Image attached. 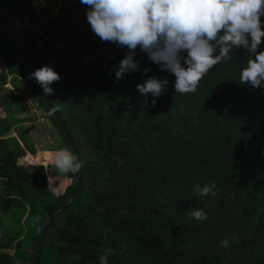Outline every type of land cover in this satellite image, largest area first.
Here are the masks:
<instances>
[{"label": "trees", "instance_id": "1", "mask_svg": "<svg viewBox=\"0 0 264 264\" xmlns=\"http://www.w3.org/2000/svg\"><path fill=\"white\" fill-rule=\"evenodd\" d=\"M20 1L0 0V28L11 22V5ZM89 7L78 0L36 60L37 69L48 66L60 76L46 97L59 108L54 114L85 162L78 194L60 211L74 173L61 182L51 165L34 163L29 138H1L18 121L5 124L0 117V264L31 263L25 248L31 249L46 208L57 200L39 264H99L107 247L115 250L109 264H264V88L239 79L255 54L234 47L231 60L209 69L196 92L181 95L174 74L137 46L139 69L116 81L114 69L128 48L94 34ZM260 19L264 31V15ZM31 46L4 42L0 61L9 69L0 67V84L21 76L41 107L35 79L12 64ZM257 51H264V37ZM181 65L187 67L183 60ZM149 77L168 81L160 96L137 90ZM10 103L0 102V108ZM53 126L57 149H66ZM213 181L215 195L193 193L194 185ZM191 209L203 210L207 219H191ZM230 234L237 238L221 247Z\"/></svg>", "mask_w": 264, "mask_h": 264}, {"label": "clouds", "instance_id": "2", "mask_svg": "<svg viewBox=\"0 0 264 264\" xmlns=\"http://www.w3.org/2000/svg\"><path fill=\"white\" fill-rule=\"evenodd\" d=\"M90 6L86 12L89 25L101 41L127 46L128 53L114 69L116 81L125 78L126 73L139 69L134 60L137 46L148 54L149 60L160 65L176 77L174 88L178 94L194 93L202 77L214 65L231 60L233 48L243 47L255 54L240 72V83L264 88V51L258 52L261 37V15H264V0H80ZM250 35L251 41L248 36ZM219 49V54L214 55ZM187 50V56L181 53ZM187 67H182L181 61ZM147 73L149 69H143ZM111 75V71L109 72ZM34 78L50 95L49 86L58 82L60 76L51 67L44 66L29 76ZM166 79L149 77L143 84H137L141 95L149 93L160 96L167 87ZM155 106L156 100H152ZM133 106L129 105V110ZM59 108H52L56 112ZM84 161L68 149H62L54 157V165L60 172H78ZM213 181L203 187L193 186V193L215 195ZM191 219L203 221L207 214L201 209H191ZM235 234L220 241L221 247H228ZM111 247L104 248L98 257L99 264H109L114 255Z\"/></svg>", "mask_w": 264, "mask_h": 264}, {"label": "rangeland", "instance_id": "3", "mask_svg": "<svg viewBox=\"0 0 264 264\" xmlns=\"http://www.w3.org/2000/svg\"><path fill=\"white\" fill-rule=\"evenodd\" d=\"M70 2L71 0H21L19 4L14 3L11 5V22L0 28V51L6 40L14 41L16 47L23 44H32L33 46L44 36L43 30L49 27L50 21L59 13L60 9L67 7ZM16 40L19 42H16ZM0 66L6 71L9 69L2 60ZM29 84L26 80L23 82L17 81L16 84L12 85L17 93L11 91L6 83L0 84V102L8 104L12 100L8 107L0 108V114L3 115L1 117L6 118L5 124L18 121L20 129L18 133L15 132L16 135L18 134L17 136L20 137V134L25 138H29L31 145L38 142L53 144L52 152L55 157L60 151L57 150L55 145L60 141L59 133L46 118V112L43 108L33 99ZM13 104L16 107V112L10 110ZM25 125H28L29 129H26ZM23 141L26 140L23 139ZM48 152L49 150L46 151L47 154ZM68 173L57 170L53 162L52 174L59 181L63 182ZM25 250L28 253L32 252L30 248H25ZM3 252L12 253L10 250H3ZM17 264L31 263L19 260Z\"/></svg>", "mask_w": 264, "mask_h": 264}, {"label": "water", "instance_id": "4", "mask_svg": "<svg viewBox=\"0 0 264 264\" xmlns=\"http://www.w3.org/2000/svg\"><path fill=\"white\" fill-rule=\"evenodd\" d=\"M77 2L78 0H71V2L65 8V10L59 16L56 17L51 28L41 38L40 41L36 42L26 51L19 52L13 57V61H12L13 67H19L20 73L25 76H30L32 72L37 70L36 60L40 49L48 42L51 36L56 32V30L61 25L65 17L72 12ZM35 96L40 101V105L43 108V110L46 112V115L49 117V120L52 122L53 125L58 127L66 149L70 150L73 154H75L79 158L78 152L75 148L72 138L70 137L68 131L66 130L64 124L61 122L59 117L53 112H50L52 106L47 100V97L43 92V89L41 88L40 84L36 80H35ZM81 175H82V168L78 172L74 173L71 186L63 196L64 203L59 207L60 211L64 210V208L67 205L71 204L75 200L78 194V184ZM58 202L59 200L55 201L53 204H51L46 208L45 216L39 225L37 234L32 243L31 264H39V252H40L41 242L43 241L46 230L53 218V216L51 215V211L58 205Z\"/></svg>", "mask_w": 264, "mask_h": 264}, {"label": "crops", "instance_id": "5", "mask_svg": "<svg viewBox=\"0 0 264 264\" xmlns=\"http://www.w3.org/2000/svg\"><path fill=\"white\" fill-rule=\"evenodd\" d=\"M13 78H15L16 82L17 81H22L23 82L24 79L21 78V76H19V75H15V76H10L9 75L7 77V82H6L7 86L9 87V89L11 91L17 93V91L12 87V85L16 84V82L13 80ZM19 95H21V94H19ZM10 110L16 112V107L14 106V104L12 105V107H10ZM1 116H3V115L0 114V117ZM26 124H29V123H26ZM19 126H20L19 124H16V125L12 126L11 130L8 132V134L5 135L4 137H1V138L16 137L18 134L16 135L15 132H17V133L19 132V129H20ZM27 126L28 125H25V128L29 129ZM57 144H58V142L55 143L56 146H57ZM48 146L50 147V150H49V152L47 154L46 153V151H47L46 148H49ZM34 148H35V151H36L35 156L29 155V159H31L34 163H38V164H41V165H51V166H53V162H54V155H53V152H52L53 148H54L53 144H43V143H39L38 142V143L34 144Z\"/></svg>", "mask_w": 264, "mask_h": 264}]
</instances>
